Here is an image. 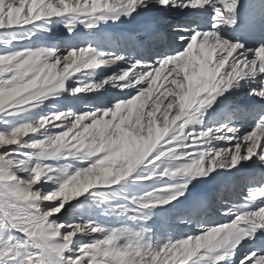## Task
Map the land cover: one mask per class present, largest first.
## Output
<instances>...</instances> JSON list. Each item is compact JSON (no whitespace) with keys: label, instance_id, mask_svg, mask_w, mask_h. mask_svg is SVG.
Returning <instances> with one entry per match:
<instances>
[{"label":"snow or ice","instance_id":"snow-or-ice-1","mask_svg":"<svg viewBox=\"0 0 264 264\" xmlns=\"http://www.w3.org/2000/svg\"><path fill=\"white\" fill-rule=\"evenodd\" d=\"M0 264H264V0H0Z\"/></svg>","mask_w":264,"mask_h":264},{"label":"rangeland","instance_id":"rangeland-1","mask_svg":"<svg viewBox=\"0 0 264 264\" xmlns=\"http://www.w3.org/2000/svg\"><path fill=\"white\" fill-rule=\"evenodd\" d=\"M57 35H58V36H63V35H66V33H64V32L62 31V29H61V30H58ZM63 103L66 104V105H69V106L81 107V105H74L73 102H72L70 99H69V100H65V101H63Z\"/></svg>","mask_w":264,"mask_h":264},{"label":"bare ground","instance_id":"bare-ground-1","mask_svg":"<svg viewBox=\"0 0 264 264\" xmlns=\"http://www.w3.org/2000/svg\"><path fill=\"white\" fill-rule=\"evenodd\" d=\"M198 187H199V186H198ZM232 191H233V193L235 194V193H238V192L240 191V189H239V187H236V188L232 189Z\"/></svg>","mask_w":264,"mask_h":264}]
</instances>
